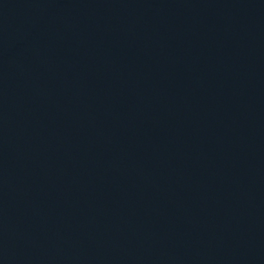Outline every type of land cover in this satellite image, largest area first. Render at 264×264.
<instances>
[{
    "label": "water",
    "instance_id": "water-1",
    "mask_svg": "<svg viewBox=\"0 0 264 264\" xmlns=\"http://www.w3.org/2000/svg\"><path fill=\"white\" fill-rule=\"evenodd\" d=\"M0 264H264V0H0Z\"/></svg>",
    "mask_w": 264,
    "mask_h": 264
}]
</instances>
